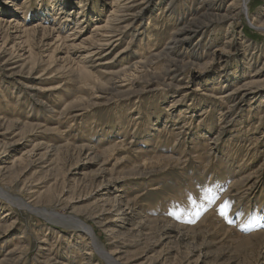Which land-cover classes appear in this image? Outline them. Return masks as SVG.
Listing matches in <instances>:
<instances>
[{"label": "rangeland", "instance_id": "1", "mask_svg": "<svg viewBox=\"0 0 264 264\" xmlns=\"http://www.w3.org/2000/svg\"><path fill=\"white\" fill-rule=\"evenodd\" d=\"M245 1L0 0V188L33 208L0 195V264H109L71 219L122 264H264V0Z\"/></svg>", "mask_w": 264, "mask_h": 264}, {"label": "bare ground", "instance_id": "2", "mask_svg": "<svg viewBox=\"0 0 264 264\" xmlns=\"http://www.w3.org/2000/svg\"><path fill=\"white\" fill-rule=\"evenodd\" d=\"M243 1H245V0H243ZM245 3H246V1L243 3V5L244 6H246L245 5ZM234 4H236V3H234ZM188 24H189V22H188ZM181 29V28H180ZM183 29V28H182ZM188 29H189V27H188ZM185 30H186V28H185ZM181 31H183V30H181ZM191 31H195V30H191ZM176 33V32H175ZM187 34V33H186ZM176 36V35H175ZM184 36V35H183ZM177 40V39H176ZM175 40V41H176ZM178 41H179V39H178ZM182 41V40H181ZM172 42H174V41H172ZM167 47V46H166ZM169 47V46H168ZM171 48H172V46H171ZM166 52H168V51H166ZM170 57V56H169ZM162 59V58H161ZM171 59H173V58H171ZM169 60V59H168ZM148 61V60H147ZM166 61V60H165ZM167 62H170V61H167ZM135 64H137V63H135ZM141 64V63H140ZM163 64V63H162ZM171 64V63H170ZM175 64V63H174ZM168 65V64H167ZM187 65V64H186ZM181 66H182V64H181ZM168 67V66H167ZM170 67V66H169ZM175 67V66H174ZM171 68V67H170ZM178 70V69H177ZM176 70V71H177ZM180 70V69H179ZM175 71V70H174ZM178 72V71H177ZM171 75V74H170ZM171 77V76H170ZM225 99V98H224ZM11 101V100H10ZM59 115V114H58ZM56 117H58V116H56ZM61 117V116H60ZM59 118V117H58ZM61 122V121H60ZM126 133V132H125ZM124 133V134H125ZM146 135L147 134H149V133H145ZM142 135H144V134H142ZM111 144V143H110ZM121 144V143H120ZM175 144V143H174ZM108 146V145H107ZM111 146V145H110ZM109 146V148H111ZM194 146L196 147V145L194 144ZM204 146V145H203ZM112 147H113V145H112ZM173 147H174V145H173ZM199 147V146H198ZM197 147V148H198ZM205 148H207V147H205ZM204 148V149H205ZM173 149V148H172ZM109 150V149H108ZM116 150V149H115ZM110 151V150H109ZM90 152V151H89ZM171 154H173V153H171ZM200 154V153H199ZM203 154V153H202ZM3 155V154H2ZM181 155H182V153H181ZM181 155H179V157H175L174 155H169L168 156V161H169V164H171V165H174V166H177L178 165V163H179V160L181 159ZM201 155V154H200ZM199 157V156H198ZM186 160V159H185ZM142 162V161H141ZM183 162V161H182ZM152 163L153 162H146V160H143V166H145V165H151L150 166V168L152 167ZM140 165H142V164H140ZM168 166H170V165H168ZM168 166H166V167H168ZM1 167V166H0ZM1 169V168H0ZM3 169V168H2ZM148 171H152V169H149ZM146 173V172H145ZM5 174V173H4ZM137 175L138 176H143V173H140V171L139 172H137ZM102 184H104L103 182H102ZM101 184V185H102ZM151 189H154V188H151ZM109 192H110V190H108ZM109 192H107V193H109ZM104 194V193H103ZM0 195H2V197H5V198H7V200L9 199L10 201H12V203H18L20 206H22V207H25V208H29V207H31V208H29L28 210H33V208H32V206H30L29 204H27V203H24L23 201H20V200H18V199H16V198H14L13 196H11V195H8L7 194V192H5L2 188H0ZM101 196H103V195H101ZM110 196V195H109ZM105 197V196H104ZM106 197H107V195H106ZM103 198V197H102ZM109 198V197H108ZM9 201V202H10ZM11 203V202H10ZM198 204H200V202H199V200H195V203H191L189 206L190 207H195V206H197ZM43 214H45L46 212H42ZM46 216V215H45ZM69 221H72L73 223L74 222H77L76 223V225H77V227L78 228H80V229H82L83 231H84V233H86L87 234V236L89 235V237H90V239L92 240V242H93V246L96 248V251L107 261V263H109V264H122V263H120L117 259H115L110 253H107V251L104 249V247H102V245H100L98 242H97V240L95 239V237H94V235H93V230H92V228H91V226L90 225H88V224H86L84 221H81V220H75V219H71V220H69ZM5 222L6 221H1L0 220V233H3L4 232V230L8 227L7 225H5ZM107 227V226H106ZM106 229V228H105ZM107 231H109V230H107ZM46 240V239H45ZM42 241V240H41ZM89 241V240H88ZM88 245V244H87ZM51 248V247H50ZM49 248V249H50ZM13 252H15V250L13 251ZM97 253V254H98ZM52 254V253H51ZM11 255V254H10ZM47 257H48V255H47ZM46 257V258H47ZM52 258V257H51ZM51 258H50V260H51ZM48 259V258H47ZM49 260V259H48ZM6 263V262H5Z\"/></svg>", "mask_w": 264, "mask_h": 264}, {"label": "snow or ice", "instance_id": "3", "mask_svg": "<svg viewBox=\"0 0 264 264\" xmlns=\"http://www.w3.org/2000/svg\"><path fill=\"white\" fill-rule=\"evenodd\" d=\"M207 191H208V190H205L206 193H207ZM201 199L206 200L207 203H209V204L213 203V200H212L211 198H209V197L207 196V194H205V196H202ZM193 203H195V202L193 201ZM200 207L203 208L204 206L201 205ZM226 207H227V205H222V206H221V209H220V215H221L222 217H225L224 209H225ZM200 214H201V213H200L199 211H197V212L195 213V215L197 216V218L200 216ZM170 215L178 216L179 213H177V212H173V213H170Z\"/></svg>", "mask_w": 264, "mask_h": 264}]
</instances>
